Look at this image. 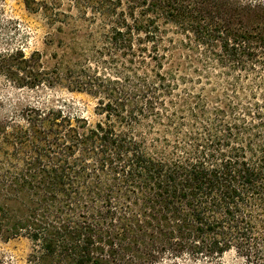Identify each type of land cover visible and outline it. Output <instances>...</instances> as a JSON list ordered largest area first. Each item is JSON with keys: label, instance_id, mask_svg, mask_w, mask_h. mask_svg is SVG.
<instances>
[{"label": "trees", "instance_id": "16d2710c", "mask_svg": "<svg viewBox=\"0 0 264 264\" xmlns=\"http://www.w3.org/2000/svg\"><path fill=\"white\" fill-rule=\"evenodd\" d=\"M72 7L92 31L46 60L0 52V75L85 94L97 120L28 106L0 124V239L26 238L28 264H264V0Z\"/></svg>", "mask_w": 264, "mask_h": 264}, {"label": "rangeland", "instance_id": "374dc122", "mask_svg": "<svg viewBox=\"0 0 264 264\" xmlns=\"http://www.w3.org/2000/svg\"><path fill=\"white\" fill-rule=\"evenodd\" d=\"M26 0H0V52L15 53L21 51L25 57L33 52H39L43 59H49L58 51L59 42L64 45L75 37L92 31L94 25L88 20L79 21L75 8H69L73 0H36L53 4L58 1V10L70 14L71 19L65 23L57 21L50 23L41 12L29 11L25 7ZM35 7L32 0H27ZM61 28V29H59ZM67 39L64 41L60 38ZM173 36L171 33L168 37ZM74 41V40H72ZM179 52L176 49L173 55L176 58ZM50 108L62 106L68 112L85 118L94 123L97 117L93 113L94 101L81 93L68 92L60 88H19L11 80L0 75V124L7 122V131H12L19 125V113L26 107ZM9 151V150H8ZM11 151H9L10 153ZM32 249L31 243L23 237L8 241L0 239V260L3 264H28L27 258ZM178 264H206L180 261ZM215 264H243L234 253H226Z\"/></svg>", "mask_w": 264, "mask_h": 264}]
</instances>
